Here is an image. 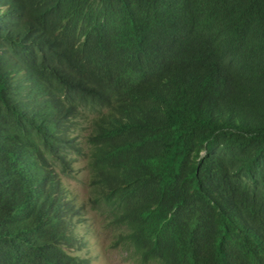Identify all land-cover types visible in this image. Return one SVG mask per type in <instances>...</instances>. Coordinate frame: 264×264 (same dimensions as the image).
<instances>
[{
    "label": "trees",
    "instance_id": "1",
    "mask_svg": "<svg viewBox=\"0 0 264 264\" xmlns=\"http://www.w3.org/2000/svg\"><path fill=\"white\" fill-rule=\"evenodd\" d=\"M93 210L138 264H264V0H0V264H91Z\"/></svg>",
    "mask_w": 264,
    "mask_h": 264
},
{
    "label": "rangeland",
    "instance_id": "2",
    "mask_svg": "<svg viewBox=\"0 0 264 264\" xmlns=\"http://www.w3.org/2000/svg\"><path fill=\"white\" fill-rule=\"evenodd\" d=\"M84 165H75L78 170L75 176L65 177L66 184L79 195L81 200L88 197L89 188L86 183L87 170ZM91 229L87 238L88 246L84 252H88L91 264H138L132 255L130 248L126 247L116 237L118 228L107 222L105 216L97 210L90 212ZM155 264V263H151Z\"/></svg>",
    "mask_w": 264,
    "mask_h": 264
}]
</instances>
